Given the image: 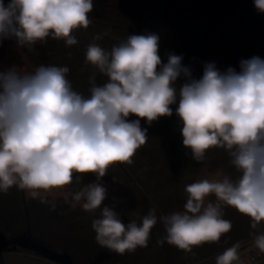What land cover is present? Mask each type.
<instances>
[{"label": "clouds", "instance_id": "clouds-1", "mask_svg": "<svg viewBox=\"0 0 264 264\" xmlns=\"http://www.w3.org/2000/svg\"><path fill=\"white\" fill-rule=\"evenodd\" d=\"M254 5L264 13V0ZM93 9V0H0V44L14 39L18 49L34 53L51 39L71 48L78 44L73 33L92 24ZM108 34H96L86 46L85 64L94 69L88 94L74 89L66 65L0 71V193L16 187L41 203L60 196L71 209H99L91 224L95 240L119 255L148 247L157 223L164 229L160 246L191 253L218 242L232 228L224 219L231 207L250 218L253 247L264 253V59L241 60L239 71L206 63L196 79L182 55L168 53L162 62L156 33L127 35L105 49L97 41ZM97 74L107 78L102 85ZM172 105L191 158L203 163L210 149H224L236 175L185 185L182 211L158 217L151 208L146 215L131 212L125 222L116 210L120 200L103 204V178L114 165L133 164L147 143L141 119L151 126L171 117ZM84 174L95 181L83 183ZM74 182L80 187L71 190ZM210 196L215 202H206ZM239 249V243L225 249L215 264H244Z\"/></svg>", "mask_w": 264, "mask_h": 264}, {"label": "trees", "instance_id": "trees-1", "mask_svg": "<svg viewBox=\"0 0 264 264\" xmlns=\"http://www.w3.org/2000/svg\"><path fill=\"white\" fill-rule=\"evenodd\" d=\"M93 4L92 24L87 30L73 33L77 45L69 48L60 40L49 57L28 59L35 67L41 63L68 66V79L74 89L85 94H88V78L94 71L85 64L86 46L96 34L103 35L105 31L109 34L97 41L105 49L127 35L156 33L160 37L162 62L167 63L168 53L182 55V64L191 69L196 79L202 77L206 63H215L221 72L229 67L239 71L241 60L253 56L264 59V13L256 9L254 0H93ZM106 80L97 74V84L102 85ZM183 82V77L178 78L177 89ZM171 107V117H161L151 126L141 119V127L147 128V143L137 151L133 164L114 165L103 178L108 188V199L103 204L111 205L112 197L120 200L116 210L125 222L129 221L131 212L146 215L151 208L157 210L158 217L182 211L186 202L185 185L203 179L206 170L222 176L236 175L224 149H210L203 163L191 158L190 150L182 142L176 105ZM94 181V174L83 175V183ZM78 187L75 182L70 186L71 190ZM48 200L49 203H41L26 197L30 239L44 249L67 256L71 264H215L216 257L225 249L253 241L250 218L225 207L224 219L231 221L232 228L218 242L194 247L191 253L167 243L160 246L156 240L164 234V229L157 223L148 247L119 255L101 248L95 240L91 224L99 217V209L95 213L80 207L71 209L60 196ZM206 202H215V197H208ZM260 230L264 231V226ZM27 234L21 190L13 187L7 193H0V252ZM18 247L43 259L33 249Z\"/></svg>", "mask_w": 264, "mask_h": 264}, {"label": "rangeland", "instance_id": "rangeland-1", "mask_svg": "<svg viewBox=\"0 0 264 264\" xmlns=\"http://www.w3.org/2000/svg\"><path fill=\"white\" fill-rule=\"evenodd\" d=\"M8 3V0H5V4ZM58 46V41L55 40H48V43L46 45H37L35 52L30 53L27 52V50H21L16 47V42L14 39L11 40H4L2 44H0V71H6L7 69L11 68L12 66H17L18 68H24L25 70H33L35 66L33 64H29L28 60L31 56H36L39 58H47L51 55V53L56 49ZM218 173L212 174L209 171H205L204 178L203 179H219L222 178V175H217ZM25 197L26 194H25ZM52 200L58 198L59 196H56L53 198L52 196H49ZM30 199L29 197H27ZM208 200V198H207ZM17 253H23L28 256H33L31 254H27L22 252L19 248L16 250ZM44 259V258H43ZM42 259V260H43ZM153 262L156 263V259H153Z\"/></svg>", "mask_w": 264, "mask_h": 264}, {"label": "water", "instance_id": "water-1", "mask_svg": "<svg viewBox=\"0 0 264 264\" xmlns=\"http://www.w3.org/2000/svg\"><path fill=\"white\" fill-rule=\"evenodd\" d=\"M21 193L26 211L28 234L19 237L18 241H15L11 247L6 249L4 252H0V264H71V261L67 256L56 254L50 250L44 249L39 245H36L31 241L29 216L26 209L27 201L25 192L21 190ZM18 246H24L28 249H33L34 251L41 253L44 259L42 260L34 256L31 257L23 253H17L16 250L19 248Z\"/></svg>", "mask_w": 264, "mask_h": 264}, {"label": "built area", "instance_id": "built-area-1", "mask_svg": "<svg viewBox=\"0 0 264 264\" xmlns=\"http://www.w3.org/2000/svg\"><path fill=\"white\" fill-rule=\"evenodd\" d=\"M239 251L242 255L247 256V258L250 261H254V262L258 260L262 255V253L258 249L253 247V241H248L245 242L244 244H241ZM203 264H210V263H203Z\"/></svg>", "mask_w": 264, "mask_h": 264}, {"label": "crops", "instance_id": "crops-1", "mask_svg": "<svg viewBox=\"0 0 264 264\" xmlns=\"http://www.w3.org/2000/svg\"><path fill=\"white\" fill-rule=\"evenodd\" d=\"M241 258L244 261V264H264V253H262V255L260 256V258L258 260L254 261H250L247 256L242 255L241 254Z\"/></svg>", "mask_w": 264, "mask_h": 264}]
</instances>
